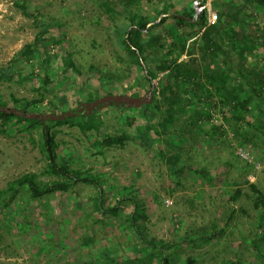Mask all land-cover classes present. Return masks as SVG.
Masks as SVG:
<instances>
[{
  "label": "rangeland",
  "instance_id": "374dc122",
  "mask_svg": "<svg viewBox=\"0 0 264 264\" xmlns=\"http://www.w3.org/2000/svg\"><path fill=\"white\" fill-rule=\"evenodd\" d=\"M28 1L30 10L50 23L49 29L23 16L12 0H0V73L24 46H38L37 52L18 62L15 76L0 75V94L6 101L12 96L39 100L30 108L36 113L53 108L66 111L87 99L111 94L142 98L148 84L123 43L134 15L155 27L147 38L152 48L149 52L165 58L178 30L169 10L193 4L198 12H205L207 29L221 23L222 13L247 11L241 10L236 0H205L206 6L202 0ZM225 24L231 25L228 16ZM204 30L189 40L188 47L200 49ZM40 47L43 50L39 51ZM67 54L77 69L66 70ZM208 64L206 71L211 70ZM46 75L50 83L41 89L39 79ZM165 79L158 78V89L163 88ZM122 107L105 106L96 115L104 133L126 134L123 147L105 146L96 130L83 129L77 121L60 123L52 129L58 144L57 163L99 181L105 206H114L123 198L143 201L148 221L140 222L142 230L150 239L173 244L167 251L170 264H264L256 260L252 247V240L264 233L261 210L255 208L259 194L252 188L254 185L264 194V142L242 146L227 124L222 126L224 133L206 142L199 129L204 125L207 131L212 129L201 120L196 125H190L189 120V129L179 125L182 135H174L175 127L170 125L159 137L163 111L144 105ZM92 119L84 121L87 124ZM219 123L217 115L215 124ZM241 148L253 157V164L239 156ZM188 168L208 170L209 180ZM25 175H33L41 184L58 180L48 172L41 130H26L22 123L7 134L0 123V264H107L105 259L115 260L110 264H159L154 252H144L146 247L125 217H110L96 210V188L90 182L43 200H33L23 190L6 208L9 183ZM238 189L242 195L237 200ZM122 209L127 215L130 206L125 203ZM213 228L224 229V235L208 243L185 244L186 238L194 239ZM137 256L143 260L138 261Z\"/></svg>",
  "mask_w": 264,
  "mask_h": 264
},
{
  "label": "trees",
  "instance_id": "16d2710c",
  "mask_svg": "<svg viewBox=\"0 0 264 264\" xmlns=\"http://www.w3.org/2000/svg\"><path fill=\"white\" fill-rule=\"evenodd\" d=\"M12 1L23 16L33 19L38 26L49 29L50 23L41 15L35 14L34 9L30 10L31 4L28 0ZM202 1L205 2L202 6H206V1ZM236 1L241 10L247 11L244 14L242 11L233 13L234 15L228 14V22L231 24L228 26L225 24L227 16L222 13L221 23L209 29L206 27L205 12H198L193 4L181 8V11L169 10L173 13V20L178 30L175 33L177 38H173L170 41V47L166 48L165 58H159L157 54L149 52L152 48L147 43V38L151 37V32L155 29V27H149V20L138 17V15L129 19V28L123 41L125 50L135 64L141 68L142 76L149 87L140 99L126 93L111 94L101 98L87 99L81 105L66 111L58 112L57 108H53L48 113H36L30 108L36 107L39 100L30 102L12 96L10 101H6L0 94V123L4 131L9 134L13 128L20 127L22 123L26 124V130H41V148L47 161L48 172L58 177V180L45 184L38 182L33 175H25L10 182L7 189L9 197L4 202V206L7 208L12 205L23 190L27 191L31 199L43 200L50 195L73 191L77 184L90 182L96 188L94 198L96 210L110 217H125L128 227L133 229L140 244L146 247L144 252L151 250L154 252L153 258L159 264H170L167 251L172 248L173 244L168 245L162 240L150 239L142 230L140 222L148 221L143 201L134 197L123 198L119 199L114 206H105L104 192L99 181L81 177L78 172L57 163L58 144L52 129L60 123L74 124L73 122L77 121L78 125L84 126L83 129L96 130L102 136L101 143L105 146L123 147L128 140L126 134L124 132L119 135L104 133L100 127L101 121L96 114L105 106L137 107L144 105L147 109L159 108L163 111L164 121L160 123L162 134H159V137L167 133L166 129L170 125L175 127L174 135L176 133L182 135L179 132L181 129H178L179 125L189 129L190 125H196L201 120L212 129V132L207 131L205 125L199 129L203 132L202 139L206 142L216 139L220 132L224 133L222 129L224 124L229 126L242 146L254 147L258 141L264 142V0ZM205 28L204 34L200 35L202 43L200 49H195L193 45V47H188L189 40L198 36L200 30ZM55 41H58L57 44L60 43L59 40ZM37 50L36 43L24 46L10 62L8 68L1 70L0 75L15 76L18 62L33 55ZM40 50H43V47H40ZM198 50H200L199 56ZM147 59H150L149 63ZM204 61L206 64L210 63L209 69L211 70L207 68L208 71L205 70L208 66ZM64 65L66 70L77 69L69 54L64 56ZM160 77H166V79L162 83L163 88L158 89L156 81ZM49 79L48 75L39 79L41 89L48 86ZM214 113L218 115L221 123L215 124L217 115L213 117ZM87 117L93 119L86 124L84 119ZM148 128L151 130V125ZM167 142L169 145L172 143ZM169 156L175 157L176 155L169 154ZM188 169L197 177L209 180L208 170ZM252 188L255 193L259 194L255 208L261 210L260 221L263 222L264 194L256 186L253 185ZM241 195V190L238 189L235 198L238 200ZM125 203L130 206L127 215H123L122 206ZM224 233V229L218 231L213 228L199 234L194 239L187 240L186 238L185 244H196L198 241L212 242ZM263 246L264 233L259 239L252 240L256 260L264 263ZM136 259L143 260L138 256ZM105 262L107 264L116 263L115 260L109 259H105ZM124 264L129 263L126 261ZM225 264L241 263L228 261Z\"/></svg>",
  "mask_w": 264,
  "mask_h": 264
},
{
  "label": "built area",
  "instance_id": "2783aa9c",
  "mask_svg": "<svg viewBox=\"0 0 264 264\" xmlns=\"http://www.w3.org/2000/svg\"><path fill=\"white\" fill-rule=\"evenodd\" d=\"M238 154L245 162L252 163V164L254 163L253 157L248 152H246L243 148L238 150Z\"/></svg>",
  "mask_w": 264,
  "mask_h": 264
}]
</instances>
